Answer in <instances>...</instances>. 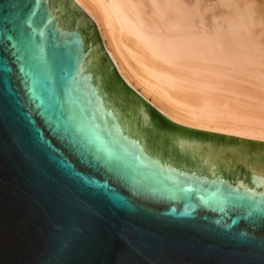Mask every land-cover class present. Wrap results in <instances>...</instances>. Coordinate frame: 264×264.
I'll return each instance as SVG.
<instances>
[{
  "label": "water",
  "instance_id": "water-1",
  "mask_svg": "<svg viewBox=\"0 0 264 264\" xmlns=\"http://www.w3.org/2000/svg\"><path fill=\"white\" fill-rule=\"evenodd\" d=\"M0 264H264V139L167 118L74 0H0Z\"/></svg>",
  "mask_w": 264,
  "mask_h": 264
},
{
  "label": "bare ground",
  "instance_id": "bare-ground-1",
  "mask_svg": "<svg viewBox=\"0 0 264 264\" xmlns=\"http://www.w3.org/2000/svg\"><path fill=\"white\" fill-rule=\"evenodd\" d=\"M118 73L176 123L264 139V3L74 0Z\"/></svg>",
  "mask_w": 264,
  "mask_h": 264
},
{
  "label": "rangeland",
  "instance_id": "rangeland-1",
  "mask_svg": "<svg viewBox=\"0 0 264 264\" xmlns=\"http://www.w3.org/2000/svg\"><path fill=\"white\" fill-rule=\"evenodd\" d=\"M206 3H213V2H215V1H217V0H204ZM258 1H261V2H263L264 3V0H258Z\"/></svg>",
  "mask_w": 264,
  "mask_h": 264
}]
</instances>
